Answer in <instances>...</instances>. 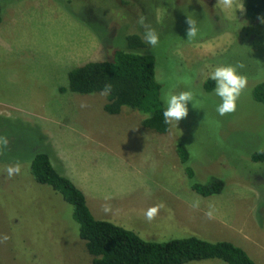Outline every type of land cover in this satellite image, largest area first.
I'll return each instance as SVG.
<instances>
[{"label": "rangeland", "instance_id": "1", "mask_svg": "<svg viewBox=\"0 0 264 264\" xmlns=\"http://www.w3.org/2000/svg\"><path fill=\"white\" fill-rule=\"evenodd\" d=\"M217 3L0 0V136L10 141L0 155V264H91L71 205L31 176L37 152L48 154L53 167L84 193L97 219L145 240L192 235L226 240L264 264V163L250 160L264 149L263 105L251 96L264 83V20ZM140 16L160 37L151 54L161 98L193 94L187 117L166 134L142 127L140 113L127 107L117 115L106 113L107 95L59 91L67 89L71 69L111 60L114 50L125 49L126 35L143 38ZM188 18L198 30L191 40ZM240 64L248 86L236 111L220 116L215 86L204 90L207 74L216 66ZM178 143L188 150L193 180L222 178L220 194L204 197L191 190ZM16 163L21 173L8 178L5 169ZM156 205L163 207L148 222L144 213ZM210 205L212 219L206 216Z\"/></svg>", "mask_w": 264, "mask_h": 264}, {"label": "trees", "instance_id": "2", "mask_svg": "<svg viewBox=\"0 0 264 264\" xmlns=\"http://www.w3.org/2000/svg\"><path fill=\"white\" fill-rule=\"evenodd\" d=\"M242 4L246 18L264 20V0H242ZM151 52V45L144 42L141 35L136 32L126 35L125 49L114 50L111 60L88 61L71 69L67 73V89L63 87L59 91L101 93L105 84H111L112 92L103 106L106 113L117 115L127 107L140 113L142 127L166 134L170 125L164 123L162 84L155 77V57ZM214 86L215 82L208 79L204 90L210 91ZM251 96L263 105L264 118V83L257 84ZM175 150L191 181V190L204 197L223 191L225 183L217 176L203 183L195 182L194 171L187 164V148L178 143ZM250 160L264 163V149L253 152ZM30 173L35 182L49 186L71 205L72 218L78 225V235L91 257V264H186L206 259H218L226 264H256L245 250L226 240L212 242L194 235L166 241L145 240L133 230L95 218L84 193L53 167L44 152L34 154Z\"/></svg>", "mask_w": 264, "mask_h": 264}, {"label": "clouds", "instance_id": "3", "mask_svg": "<svg viewBox=\"0 0 264 264\" xmlns=\"http://www.w3.org/2000/svg\"><path fill=\"white\" fill-rule=\"evenodd\" d=\"M216 7L222 10H231L237 8L241 11L244 10V5L238 3V0H218ZM189 29L187 31V39L191 40L197 35L196 23L193 19L188 18ZM138 23L144 28V41L155 47L159 44L160 37L157 31L148 23H146V18L140 16ZM208 67V66H205ZM243 64L234 65H221L216 66L207 75L212 81L215 82V94L220 98L221 103L218 105L216 111L220 116H226L232 114L237 109V101L242 94V92L248 86V79L246 76L242 75L239 71L243 68ZM158 79V78H157ZM112 92V85L105 84L101 95H109ZM162 100L165 104V109L163 111L164 123L167 125H174L177 127L179 121L186 118L188 115V103L193 102V94L190 91H182L178 94H167L162 96ZM81 107H87L86 104H82ZM10 141L6 136H0V155L4 153L7 149ZM8 178H12L21 173V165L16 163L14 165H9L5 169ZM200 205L199 200L193 202L191 207L198 209ZM163 207V205H156L150 207L144 213V216L148 222L155 219L158 209ZM212 205L209 206V211L206 212V216L209 219L214 218V212L211 210ZM108 211L109 209H105ZM8 237L5 235L3 240L6 241Z\"/></svg>", "mask_w": 264, "mask_h": 264}, {"label": "crops", "instance_id": "4", "mask_svg": "<svg viewBox=\"0 0 264 264\" xmlns=\"http://www.w3.org/2000/svg\"><path fill=\"white\" fill-rule=\"evenodd\" d=\"M218 233V232H217Z\"/></svg>", "mask_w": 264, "mask_h": 264}]
</instances>
